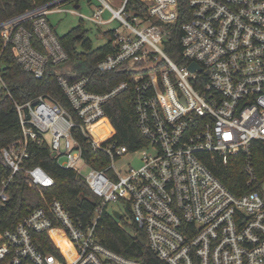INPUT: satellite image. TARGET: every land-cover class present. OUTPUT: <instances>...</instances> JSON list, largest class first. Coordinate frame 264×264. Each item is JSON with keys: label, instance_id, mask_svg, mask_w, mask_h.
Wrapping results in <instances>:
<instances>
[{"label": "built area", "instance_id": "built-area-1", "mask_svg": "<svg viewBox=\"0 0 264 264\" xmlns=\"http://www.w3.org/2000/svg\"><path fill=\"white\" fill-rule=\"evenodd\" d=\"M68 1L76 0H51L0 22L3 46L14 48L17 62L35 79L53 64L71 108L66 111L49 94L15 104L22 133L1 149L0 223L18 173L38 186L55 183L41 166H24L30 142L46 144L100 202L87 226L75 222L59 199L27 209L12 228L0 229V264H143L97 237L100 214L120 213L107 210L119 200L129 203L132 222L166 264H264V181L255 176L252 157L254 144L264 140V0H189L177 58L168 54L165 41L179 18L178 0H138L144 15L129 0H118L116 8L100 0L103 5L84 18L97 25L116 20L120 27L112 29L113 51L80 76L63 72L68 53L47 19ZM105 11L111 14L106 20ZM193 62L198 68H191ZM93 71L122 73L123 79L98 93L90 88ZM129 91L144 140L133 151L114 141L116 131L104 113L109 100ZM105 118L114 131L97 142L89 127ZM76 129L100 154L102 168L88 162ZM142 148L149 152L137 168L117 169L124 154ZM239 157L246 185L255 187L240 196L209 164L220 160L226 166ZM84 167L90 169L85 176ZM40 233L58 254L40 249ZM56 236L66 242L70 259Z\"/></svg>", "mask_w": 264, "mask_h": 264}, {"label": "trees", "instance_id": "trees-1", "mask_svg": "<svg viewBox=\"0 0 264 264\" xmlns=\"http://www.w3.org/2000/svg\"><path fill=\"white\" fill-rule=\"evenodd\" d=\"M51 0H0V22L16 17L18 14L34 9ZM80 0L73 1L79 3ZM138 10L141 15L146 13L145 6L138 0H129V7ZM179 18L175 24H170L171 34L165 41L166 51L174 58L180 54V42L182 23L191 15L189 0H178ZM113 30L105 31L107 42L98 48H92L90 39L86 37L81 25L73 27L67 34L59 36L60 43L68 53L67 64L77 69V74L84 75L103 59L107 53L113 51L111 43ZM40 49L41 46L35 43ZM81 45V48L78 47ZM43 50V49H42ZM0 80L3 82L0 89V176L5 172L2 167L1 149L7 144L17 140L21 136L19 117L15 104L35 101L40 94H49L55 97L63 108L70 112V104L64 96L58 81L55 78V67L49 64L45 75L35 79L33 74L26 71L16 60L14 48L11 45L3 46L0 36ZM84 67V68H83ZM90 88L98 93L108 90L121 82L122 73L104 72L91 74ZM104 113L109 118L116 133L114 141L119 145H125L130 150H137L144 144V140L135 126V112H133L131 92H122L119 96L109 100L104 106ZM81 146L84 148V156L95 168H102L105 163L97 161L100 156L86 143L79 130H74ZM29 157L24 166L32 168L41 166L55 182L53 186L44 187L36 185L27 178L24 173L15 176L11 189L9 203L1 213L0 229L13 227L22 220L27 209L48 207L53 199H59L72 219L87 226L91 224L94 210L100 199L91 191L85 181L77 177L75 171L65 169L54 159L50 148L46 144L30 142L28 145ZM101 157V156H100ZM255 176L259 182L264 181V140L254 144L253 155ZM238 158V157H237ZM218 160V159H217ZM216 176L223 184L236 195H243L255 187H248L243 171V160L230 158L225 166L220 160L214 164L209 163ZM96 225L99 241L108 249L127 257L141 261L143 264H166L159 260L151 248L141 244L138 238L146 239L144 231L137 229L132 222L129 230L124 216L116 219L114 215L103 211ZM43 251L58 254L47 234L36 235Z\"/></svg>", "mask_w": 264, "mask_h": 264}, {"label": "rangeland", "instance_id": "rangeland-1", "mask_svg": "<svg viewBox=\"0 0 264 264\" xmlns=\"http://www.w3.org/2000/svg\"><path fill=\"white\" fill-rule=\"evenodd\" d=\"M81 1V8L76 9L74 7L73 1H68L66 4L62 5L60 7L59 13H53L49 16L50 24L54 27L56 30V33L59 36L65 35L70 31L73 27L77 25H81L82 28H84L86 37L90 39V45H92V48H98L103 46L104 43L107 42V36L105 35V31L108 29H114L119 28L120 24L118 21H113L109 24H102L97 25L93 23L92 21L88 20L87 18H84L85 16H91L99 7L103 5V3L100 0H80ZM109 2L113 7H117V4H119L118 0L116 1V4H113L112 0H106ZM112 1V2H111ZM68 9H74V11L77 12V14H72ZM111 17V14L108 11H105L103 13V19H109ZM79 48H81V45H78ZM68 66V64H64L63 68ZM3 82L0 80V89L2 88ZM149 149L142 148L140 151L136 153H126L121 157L118 161H116V167L119 171L124 172L128 170L130 167L137 168L141 163L140 159L141 157L148 153ZM80 165H82V162H79ZM88 167H84L82 170V174L85 176L89 172ZM107 210L113 211V210H119L121 214H123L125 222L127 223L126 229L129 230V226L132 223L131 214H130V206L129 203L125 200H119L117 202H110L108 203ZM62 244H64V240L62 241Z\"/></svg>", "mask_w": 264, "mask_h": 264}, {"label": "bare ground", "instance_id": "bare-ground-1", "mask_svg": "<svg viewBox=\"0 0 264 264\" xmlns=\"http://www.w3.org/2000/svg\"><path fill=\"white\" fill-rule=\"evenodd\" d=\"M89 130H91V132L93 133L95 140L97 142L103 141L106 139V137H108L111 133H113V129L110 127L107 119H101L100 121L96 122L95 124L91 125L89 127ZM56 240L57 245L60 246V248L62 249V251L65 252V254L67 255V257L70 259L71 257L69 256V250L67 247L66 242L64 241V244H62L63 239L54 237Z\"/></svg>", "mask_w": 264, "mask_h": 264}, {"label": "crops", "instance_id": "crops-1", "mask_svg": "<svg viewBox=\"0 0 264 264\" xmlns=\"http://www.w3.org/2000/svg\"><path fill=\"white\" fill-rule=\"evenodd\" d=\"M74 7L76 8V9H78V8H81V1H79V3L77 4V3H74ZM74 10V9H73ZM53 13H59V11H51V13H49L48 15H47V19H48V21H49V16L51 15V14H53ZM75 14H77V12L75 13ZM113 22V21H112ZM111 22V23H112ZM49 24H50V21H49ZM51 26H52V24H50ZM52 28L54 29V27L52 26ZM55 30V29H54ZM108 30H110V29H108ZM56 31V30H55ZM84 68V67H83ZM63 72H65V73H68V74H70V73H73V74H77V69L75 68H73V67H71L70 65H68V66H66L65 68H63Z\"/></svg>", "mask_w": 264, "mask_h": 264}, {"label": "water", "instance_id": "water-1", "mask_svg": "<svg viewBox=\"0 0 264 264\" xmlns=\"http://www.w3.org/2000/svg\"><path fill=\"white\" fill-rule=\"evenodd\" d=\"M191 68L192 69H195V68H198V65L196 64V63H191ZM112 215H114V217L116 218V219H120L121 217H122V215L120 214V213H118V212H116V211H114L113 213H112ZM138 241L143 245V244H145V240L144 239H142V238H138Z\"/></svg>", "mask_w": 264, "mask_h": 264}]
</instances>
